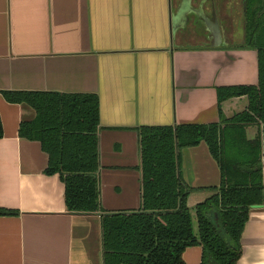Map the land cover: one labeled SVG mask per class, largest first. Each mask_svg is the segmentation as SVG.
Returning a JSON list of instances; mask_svg holds the SVG:
<instances>
[{
	"label": "crops",
	"instance_id": "1",
	"mask_svg": "<svg viewBox=\"0 0 264 264\" xmlns=\"http://www.w3.org/2000/svg\"><path fill=\"white\" fill-rule=\"evenodd\" d=\"M245 11L244 0H0V208L15 212L0 215V264H104L102 214L142 207L139 130L218 123V88L258 84ZM12 92L98 96L102 211H69L42 144L19 135L37 113L8 102ZM247 105L229 100L223 113ZM180 172L197 222L219 165L201 143L181 151ZM241 243L237 264H264V206L251 208ZM203 253L189 247L185 264Z\"/></svg>",
	"mask_w": 264,
	"mask_h": 264
},
{
	"label": "trees",
	"instance_id": "2",
	"mask_svg": "<svg viewBox=\"0 0 264 264\" xmlns=\"http://www.w3.org/2000/svg\"><path fill=\"white\" fill-rule=\"evenodd\" d=\"M245 46L259 54V82L218 88L220 121L176 127H142V207L101 216L104 264H185L184 252L202 246V264H237L242 236L254 205H264V0H247ZM10 103L35 109L19 135L40 142L48 175L66 185L71 213L100 212V102L96 95L52 92L5 93ZM244 98L245 110L226 118L223 105ZM4 136L0 116V139ZM206 143L221 171L215 194L196 209L193 189L180 172L185 148ZM15 212L0 208V215ZM218 219V221H217Z\"/></svg>",
	"mask_w": 264,
	"mask_h": 264
},
{
	"label": "water",
	"instance_id": "3",
	"mask_svg": "<svg viewBox=\"0 0 264 264\" xmlns=\"http://www.w3.org/2000/svg\"><path fill=\"white\" fill-rule=\"evenodd\" d=\"M246 2H247V0H244V5H245V8H246ZM264 205H254V206H252V208L253 209H259V208H262ZM217 221H218V219H217Z\"/></svg>",
	"mask_w": 264,
	"mask_h": 264
},
{
	"label": "rangeland",
	"instance_id": "4",
	"mask_svg": "<svg viewBox=\"0 0 264 264\" xmlns=\"http://www.w3.org/2000/svg\"><path fill=\"white\" fill-rule=\"evenodd\" d=\"M216 23H214V25H215ZM245 41V40H244ZM194 218V217H193ZM194 225H197V222H195V219H194ZM195 227V226H194Z\"/></svg>",
	"mask_w": 264,
	"mask_h": 264
}]
</instances>
